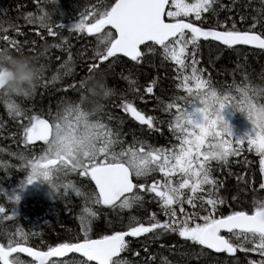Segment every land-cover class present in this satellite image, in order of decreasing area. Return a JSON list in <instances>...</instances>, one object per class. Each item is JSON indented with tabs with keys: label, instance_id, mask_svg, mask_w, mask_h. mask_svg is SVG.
Wrapping results in <instances>:
<instances>
[{
	"label": "trees",
	"instance_id": "1",
	"mask_svg": "<svg viewBox=\"0 0 264 264\" xmlns=\"http://www.w3.org/2000/svg\"><path fill=\"white\" fill-rule=\"evenodd\" d=\"M116 1L57 0L46 5L0 0V69L15 73L0 92V247L14 241L18 232L25 245L41 251L82 241L83 217L89 221L87 239L146 227L141 236L125 240L120 258L111 264H264V238L258 234L227 235L236 250L229 258L205 250L186 235L206 223L264 209L263 158L246 144L221 161L205 162L186 185L146 166L145 175L134 178L128 208L103 205L87 175L72 183L75 192L59 193L52 201L24 200L17 216L8 214L6 194L12 179L22 178L30 170L29 161L42 153L43 143L29 139L38 118L52 126L63 117L86 115L98 153L93 168L127 164L131 155L166 154L175 146L173 109L183 105L180 101L195 78L220 95L244 83L264 88V51L223 47L188 31L161 48L144 46L135 60L110 56L115 39L110 28L89 35L76 25L82 18H104ZM184 18L200 29L251 32L264 39V0H212L199 15ZM177 41L185 47L180 63L166 49ZM130 108L143 122L131 117ZM83 157L89 154L83 152ZM54 264L89 263L70 256Z\"/></svg>",
	"mask_w": 264,
	"mask_h": 264
},
{
	"label": "rangeland",
	"instance_id": "2",
	"mask_svg": "<svg viewBox=\"0 0 264 264\" xmlns=\"http://www.w3.org/2000/svg\"><path fill=\"white\" fill-rule=\"evenodd\" d=\"M56 1L42 0L41 3L48 5ZM211 1L189 0L187 3L185 0H172L166 12V20L177 22L184 20L186 16L199 15L200 12L208 9ZM103 15L99 14L98 16ZM93 25L88 23L86 18H82L77 21L76 27L80 26L87 33L86 29ZM102 31L99 30L96 35L102 34ZM187 41L192 42L191 40ZM182 43L177 41L166 48L178 63L182 61L185 52ZM2 70L0 69V72ZM24 78L25 75L22 74L19 84ZM263 98L264 88L261 86L254 88V86L244 83L242 86H236L233 91L220 95L207 88L203 81L195 78L193 84L187 87L185 97L180 101L183 105L173 109L175 117L172 127L178 137H175L177 141L175 146L168 149L166 154L151 152L147 153L145 157L131 155L125 165L129 167L135 179H140L145 175L146 166L153 165L157 169L164 170L166 174L176 177L178 182L184 181L183 184L186 185L189 184L188 180L197 177L199 167H202L205 162L230 157L236 149L246 144L247 147L253 148L256 153L262 155L264 179ZM89 124L86 115L79 112L73 120L63 117L61 122L52 125V136L43 143L42 153L29 161L30 170H27L22 178L15 179L14 177L12 179L11 188L6 194L8 202L6 206H9L6 210L11 217L17 216L20 202L24 200L52 201L54 196L59 193L66 194L74 191L72 183L82 181L87 175L89 177L91 168L96 164L95 157L98 155L92 147L96 142L95 136L88 127ZM81 151L82 157L83 152L88 153L93 163L86 162L89 157L79 158ZM77 152L79 154L76 156ZM49 161L56 162V165L47 166L46 163ZM20 175L21 172H16L17 177ZM117 205L121 209L128 208L130 201L125 198ZM80 222L84 239H87L89 221L80 217ZM211 223L189 230L186 235L194 242L200 243L203 229ZM145 229L146 227L140 226L130 232H145ZM4 242L5 246L0 247L2 258L5 257V252H10L14 246L24 244V236L18 232L14 241ZM7 260L12 264H26L23 258L18 255H8ZM64 260L54 261L50 264ZM117 263L123 264L122 261H117Z\"/></svg>",
	"mask_w": 264,
	"mask_h": 264
},
{
	"label": "water",
	"instance_id": "3",
	"mask_svg": "<svg viewBox=\"0 0 264 264\" xmlns=\"http://www.w3.org/2000/svg\"><path fill=\"white\" fill-rule=\"evenodd\" d=\"M172 0H117L98 27L107 26L115 34V39L109 47L110 56L135 60L140 50L155 44L163 47L178 38L184 31L190 32L195 38L203 41H213L223 47L245 46L264 51V39L255 33H226L218 30L200 29L185 20L171 22L166 20V12ZM15 77L13 71L0 72V92L4 90ZM131 117L143 122L144 117L134 108L129 110ZM52 136V126L44 118L34 121L30 130V140L33 143H44ZM47 166L56 162L49 161ZM90 181L98 193L103 205L111 207L132 195L135 181L129 167L123 163L106 164L92 168ZM232 233H255L264 238V209L252 214H233L216 220L205 227L200 235V244L215 253L234 255L236 250L223 235ZM141 232H122L99 239H84L73 244H61L46 251L36 250L27 245L19 244L10 252H5L4 264L8 255H18L30 260L33 264H50L77 256L89 264H111L121 256V249L126 239L138 237Z\"/></svg>",
	"mask_w": 264,
	"mask_h": 264
},
{
	"label": "flooded vegetation",
	"instance_id": "4",
	"mask_svg": "<svg viewBox=\"0 0 264 264\" xmlns=\"http://www.w3.org/2000/svg\"><path fill=\"white\" fill-rule=\"evenodd\" d=\"M29 1H32L34 4H36V3H38V2H40V1H42V0H29ZM107 16V15H106ZM105 16V17H106ZM86 19H87V21H88V23H90V24H94L93 26H91V27H88L87 29H86V31H87V34H89V35H96L97 33H98V31L99 30H101L102 28H99L98 27V25H99V23L102 21V20H104L105 18H102L101 20H92L90 17H86ZM104 27H107V26H104ZM215 222V221H214ZM214 222H212V223H214ZM211 223V224H212ZM210 225V224H209ZM131 230H129V232H130ZM146 231V230H145ZM139 232H141V231H139ZM144 233V232H143ZM142 235V234H141ZM140 235V236H141ZM228 235H230V234H228ZM223 237L226 239V241L229 243V241H228V239H227V235H223ZM200 244V243H199ZM200 246H202L201 244H200ZM204 248V247H203ZM205 250H207L206 248H204ZM209 252H211V253H213V254H215V255H218V256H224V257H231V256H233V255H229V254H227V253H222V254H218V253H215V252H213V251H211V250H208ZM30 264H33L31 261H30Z\"/></svg>",
	"mask_w": 264,
	"mask_h": 264
},
{
	"label": "bare ground",
	"instance_id": "5",
	"mask_svg": "<svg viewBox=\"0 0 264 264\" xmlns=\"http://www.w3.org/2000/svg\"><path fill=\"white\" fill-rule=\"evenodd\" d=\"M129 232V231H128Z\"/></svg>",
	"mask_w": 264,
	"mask_h": 264
}]
</instances>
